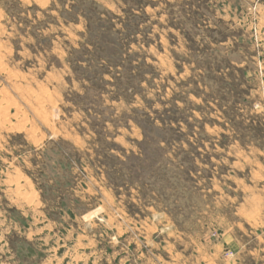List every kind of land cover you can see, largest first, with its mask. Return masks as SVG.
<instances>
[{"label": "rangeland", "instance_id": "1", "mask_svg": "<svg viewBox=\"0 0 264 264\" xmlns=\"http://www.w3.org/2000/svg\"><path fill=\"white\" fill-rule=\"evenodd\" d=\"M0 264H264V0H0Z\"/></svg>", "mask_w": 264, "mask_h": 264}, {"label": "trees", "instance_id": "2", "mask_svg": "<svg viewBox=\"0 0 264 264\" xmlns=\"http://www.w3.org/2000/svg\"><path fill=\"white\" fill-rule=\"evenodd\" d=\"M70 20L76 22L78 20V18L72 16V18ZM88 30H89L90 37H91L92 33H96V32H94V30L92 29V27H89ZM97 40H100V39H97ZM89 42H92V40L90 39ZM102 42H103L102 44H104L105 46H103L102 44H99V43L97 45H95V47H97V50L100 53H106L109 50H111V51L108 52V54L111 55V56H113V57H118V55H119V51L118 50L121 48L119 44H117L115 42H112V41H105V40H103ZM110 52H113V53H110Z\"/></svg>", "mask_w": 264, "mask_h": 264}, {"label": "bare ground", "instance_id": "3", "mask_svg": "<svg viewBox=\"0 0 264 264\" xmlns=\"http://www.w3.org/2000/svg\"><path fill=\"white\" fill-rule=\"evenodd\" d=\"M3 64V63H2Z\"/></svg>", "mask_w": 264, "mask_h": 264}]
</instances>
